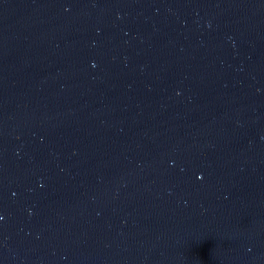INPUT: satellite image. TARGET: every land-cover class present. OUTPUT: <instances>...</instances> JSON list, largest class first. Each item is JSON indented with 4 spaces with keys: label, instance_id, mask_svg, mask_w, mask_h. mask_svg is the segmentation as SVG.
I'll use <instances>...</instances> for the list:
<instances>
[{
    "label": "water",
    "instance_id": "95a60500",
    "mask_svg": "<svg viewBox=\"0 0 264 264\" xmlns=\"http://www.w3.org/2000/svg\"><path fill=\"white\" fill-rule=\"evenodd\" d=\"M0 264H264V0H0Z\"/></svg>",
    "mask_w": 264,
    "mask_h": 264
},
{
    "label": "snow or ice",
    "instance_id": "6c2138e0",
    "mask_svg": "<svg viewBox=\"0 0 264 264\" xmlns=\"http://www.w3.org/2000/svg\"><path fill=\"white\" fill-rule=\"evenodd\" d=\"M0 219H2V217H0Z\"/></svg>",
    "mask_w": 264,
    "mask_h": 264
}]
</instances>
